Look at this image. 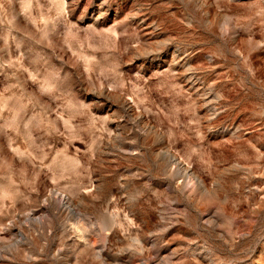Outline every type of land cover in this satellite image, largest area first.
I'll return each instance as SVG.
<instances>
[{"label":"rangeland","instance_id":"374dc122","mask_svg":"<svg viewBox=\"0 0 264 264\" xmlns=\"http://www.w3.org/2000/svg\"><path fill=\"white\" fill-rule=\"evenodd\" d=\"M0 264H264V0H0Z\"/></svg>","mask_w":264,"mask_h":264}]
</instances>
